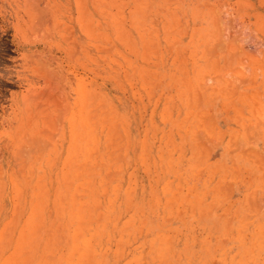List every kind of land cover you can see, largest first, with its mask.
<instances>
[{
  "label": "rangeland",
  "instance_id": "374dc122",
  "mask_svg": "<svg viewBox=\"0 0 264 264\" xmlns=\"http://www.w3.org/2000/svg\"><path fill=\"white\" fill-rule=\"evenodd\" d=\"M0 264H264V0H0Z\"/></svg>",
  "mask_w": 264,
  "mask_h": 264
}]
</instances>
